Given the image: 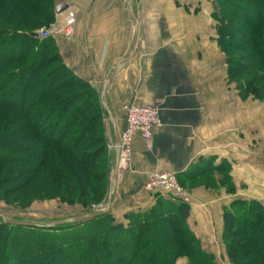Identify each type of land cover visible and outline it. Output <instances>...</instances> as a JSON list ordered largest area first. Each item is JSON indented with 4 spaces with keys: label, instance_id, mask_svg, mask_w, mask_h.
<instances>
[{
    "label": "trees",
    "instance_id": "16d2710c",
    "mask_svg": "<svg viewBox=\"0 0 264 264\" xmlns=\"http://www.w3.org/2000/svg\"><path fill=\"white\" fill-rule=\"evenodd\" d=\"M215 4L221 7L213 12L218 42L227 55L234 20L226 23L222 9L229 6L235 18L241 17L242 30L251 27L253 64L229 55L227 74L243 99L264 102V0ZM57 5V0H0V164L14 156L11 160L27 166L29 176L10 193L26 190L39 174L48 173L51 186L41 199L59 198L86 207L107 199L110 190L106 109L98 89L65 64L53 36H32L56 21ZM249 70L261 74L248 80L239 77ZM7 182L0 175V187ZM157 195L152 207L127 213V223L118 222L111 211L53 227L2 220L0 264H79L76 259L81 264H217L189 224L191 205ZM236 206L243 213L236 212ZM223 215L230 261L264 264V204L235 200ZM241 232L245 242L229 241V233ZM28 240L37 245H26Z\"/></svg>",
    "mask_w": 264,
    "mask_h": 264
},
{
    "label": "crops",
    "instance_id": "0c3cea01",
    "mask_svg": "<svg viewBox=\"0 0 264 264\" xmlns=\"http://www.w3.org/2000/svg\"><path fill=\"white\" fill-rule=\"evenodd\" d=\"M61 3L77 19L72 36H54L65 64L100 92L116 70L105 95L113 145L115 129L120 135L126 126L123 102L154 106L161 118L151 138L134 136L127 167L117 166L114 145L111 213L127 223V213L152 207L159 192L146 191L149 173L175 172L188 185L190 226L227 260L225 207L237 198L264 204V102L243 99L229 81L214 0Z\"/></svg>",
    "mask_w": 264,
    "mask_h": 264
},
{
    "label": "rangeland",
    "instance_id": "374dc122",
    "mask_svg": "<svg viewBox=\"0 0 264 264\" xmlns=\"http://www.w3.org/2000/svg\"><path fill=\"white\" fill-rule=\"evenodd\" d=\"M214 3H215V0H214ZM214 5H215L216 10L218 9L219 11H221V7L218 6L217 8L216 4ZM230 9L231 8L229 6H225V9H222V15H225L226 23L231 21L232 18L234 20V23L231 25V31L228 32L229 33L228 35L230 36V38H229V41L227 42L228 47L226 48V50L228 51L229 55H231L233 59L242 61L247 65L248 63L253 64L252 61H249V58L251 57L250 58L251 60L252 54L254 53L253 52L254 45L251 42L252 35L254 34L251 33L250 26L247 27L245 30H242V28H240L239 25L242 21L241 17L239 18V16H236L235 18L234 17L235 15L233 16L231 14L232 9L231 10ZM44 28L42 27L40 29V32ZM235 44L240 45L241 47L238 48L239 46H236ZM221 51L223 52L224 58L227 61L229 55L225 53L223 48H221ZM257 73L259 75L261 74V72L253 71V70L244 71L242 74L239 75V77L241 79L248 80V79H251L254 76V74H257ZM98 91L101 96V92L99 89ZM101 100H102V97H101ZM107 121H108V117H107V114H105L104 123H105L107 138H108L107 149H108L109 157L111 159V172H110V185H111L112 154L114 150V145L116 149L117 147H116V144L113 145V140L108 131ZM120 150L121 149L119 146V155H118V160H117L118 167H119ZM9 151L10 150H6V151L3 150V152L1 153L6 154ZM13 157H11L9 161H6L3 164H0V175L2 177L8 178V182L6 184H3L0 187V222H2V220L5 221L3 216H7V217H15L19 219L33 221L41 225H46L51 220H54V219H62V218H67V217H71L77 214L84 213L87 210V208L90 211H100V210L105 209L107 199L101 200L99 203H96V204H90L89 206H86V207L76 202L74 203L63 202L59 198L41 199L43 198V196L47 195V191H48L47 189H49V187L51 186V181H49L51 179V175H49L48 173L39 174V176L34 180L33 184L26 190H22L19 192L13 191L10 193V191L15 189V186H17L21 181L25 180L29 176V173H27V170L24 168L26 164H23V161L21 160H18V161L16 159L11 160ZM179 183L185 190H187L185 186H188V185L184 186V184H182L180 181ZM236 200H243V199L237 198ZM24 205H28V206L24 207ZM235 210L236 212H239V213H243L244 211V209H242L239 206H236ZM195 233L197 237L200 239L203 249L206 250L207 252H211L214 254V252H212L211 249L206 248L199 234L197 232ZM229 234H230L229 241H231V243L232 242L239 243L238 241H241L243 243V241L245 242V240H247L246 235L242 232L238 236H233V234L231 233ZM221 241L222 242L220 243V245L223 244L222 246H223L227 260L222 259L220 256H217L214 254L217 259V264H233L228 257L223 236H222ZM25 244L28 246L30 245L36 246L37 242L28 240L27 242H25ZM22 246L23 244L21 245V247ZM255 253L256 252L252 253V255H254ZM7 255L9 256V252L7 253ZM76 261L77 263L81 264L79 260L76 259ZM179 261L181 262L182 260L179 259Z\"/></svg>",
    "mask_w": 264,
    "mask_h": 264
},
{
    "label": "built area",
    "instance_id": "2783aa9c",
    "mask_svg": "<svg viewBox=\"0 0 264 264\" xmlns=\"http://www.w3.org/2000/svg\"><path fill=\"white\" fill-rule=\"evenodd\" d=\"M76 20L75 11L68 9L62 21L56 20L49 27L44 28L40 35L42 37L72 36ZM121 109L126 119V126L120 133L119 167L125 168L132 160L134 136L141 134L146 139L151 138L154 128L161 125V118L156 107L146 104L125 101ZM144 186L150 193L159 192L188 203L190 201L188 191L180 185L175 172H150Z\"/></svg>",
    "mask_w": 264,
    "mask_h": 264
},
{
    "label": "water",
    "instance_id": "95a60500",
    "mask_svg": "<svg viewBox=\"0 0 264 264\" xmlns=\"http://www.w3.org/2000/svg\"><path fill=\"white\" fill-rule=\"evenodd\" d=\"M67 8H68V5L66 3H61V4L57 5L56 12L58 14H60V13L64 12ZM32 36L35 38L40 37V35L36 32H33ZM132 51H133V48H132ZM132 51L130 52V54L132 53ZM115 73H116V70L110 74V76L108 77V79L106 80V82L104 83V85L102 87L101 97H102L103 105L106 109H107V104H106V100H105L106 90H107V86H108L109 82L111 81V79L113 78ZM115 144H116L118 155H119L120 135H119V132L117 131V129H115ZM116 172H117V170L115 171V176L113 177V180L111 181L110 190H109L108 198L106 201V207L103 210L85 212V213L77 214V215L67 217V218H62V219H54V220H51L46 225H41V224L33 222V221L19 219V218H15V217L3 216V218H4L6 223L14 224V225L53 227V226L62 225L65 223H79V222H82L84 220L93 218L95 216L107 213L110 211V208H111L112 197H113V184H114V180L116 178Z\"/></svg>",
    "mask_w": 264,
    "mask_h": 264
}]
</instances>
